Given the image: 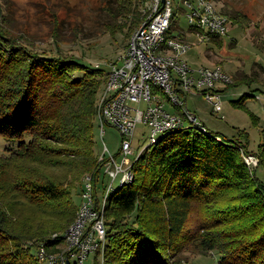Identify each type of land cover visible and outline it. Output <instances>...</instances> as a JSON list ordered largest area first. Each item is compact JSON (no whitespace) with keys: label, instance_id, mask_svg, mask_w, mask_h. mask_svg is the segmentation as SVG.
Here are the masks:
<instances>
[{"label":"trees","instance_id":"1","mask_svg":"<svg viewBox=\"0 0 264 264\" xmlns=\"http://www.w3.org/2000/svg\"><path fill=\"white\" fill-rule=\"evenodd\" d=\"M111 2L105 26L126 37L143 18L142 0ZM56 51L0 26V133L16 141L0 154V264H45L38 245L61 240L51 234L73 220L83 175L98 171L95 101L105 70ZM252 78L233 76L225 87ZM249 94L230 102L244 106ZM246 145L190 123L147 144L131 180L107 196L103 264H181L186 246L215 250L220 264H264V141ZM247 152L258 156L254 170Z\"/></svg>","mask_w":264,"mask_h":264},{"label":"built area","instance_id":"2","mask_svg":"<svg viewBox=\"0 0 264 264\" xmlns=\"http://www.w3.org/2000/svg\"><path fill=\"white\" fill-rule=\"evenodd\" d=\"M181 2L188 8L187 21L200 40L222 36L228 31L230 17L211 0ZM140 8L143 18L130 34L123 52L115 61L106 63L105 85L99 89L95 101V121L100 131L104 124H109L120 135L117 153L121 160L117 161L103 142L97 155L98 171L82 177L73 220L60 236L51 234V239L61 240L50 248L42 243L36 249L38 259L45 264H66L67 261L68 264H84L91 251L95 252L94 262L97 264L99 259L98 263L102 264L107 230L104 207L108 194L132 178L133 160L128 154L133 153L131 138L136 122L143 120L149 127L148 144L163 133L189 123L207 131L195 112L185 106V95L198 91L212 111L219 112L222 101L217 84H228L232 80L220 64L191 67L181 58L190 46L184 34L165 37L172 15L170 0H142ZM96 66L100 65L96 63ZM142 99L146 100V105L140 108ZM163 99L172 106H179L180 111L167 110ZM133 102H137L136 105L133 106ZM243 160L250 165L255 164L257 158L249 154ZM104 175L109 177L108 181L102 180ZM115 180L117 185H114ZM213 264L220 262L215 260Z\"/></svg>","mask_w":264,"mask_h":264},{"label":"rangeland","instance_id":"3","mask_svg":"<svg viewBox=\"0 0 264 264\" xmlns=\"http://www.w3.org/2000/svg\"><path fill=\"white\" fill-rule=\"evenodd\" d=\"M211 1L230 17L226 34L213 36L219 42L211 38L200 40L195 35L187 21L188 8L181 0H170L173 14L165 37L184 34L190 46L181 58L191 67L220 64L231 79L241 75L253 77L249 85L240 83L225 87L227 84H217L221 89L219 94L222 101L219 112H213L211 105L198 91L186 93L185 106L195 112L207 129L247 142L246 146L254 150L264 141V0ZM111 3V0H0V26L10 30L15 38L25 40L39 50L55 54L56 48H59L66 55L72 54L92 66L97 63L106 70V63L117 59L132 33L126 37L121 32L114 35L109 33L105 25L110 21V16L105 5ZM104 85L103 80L100 89ZM243 92H250L242 103L244 106H234L230 100ZM163 100L167 110L177 112L169 101ZM145 105L146 100L142 99L140 108ZM148 131L149 127L143 120L136 122L131 138L133 153L128 154L130 160L148 144ZM119 136L117 130L109 124H104L102 131L97 124L94 125V150L99 152L104 142L117 161H120L121 155L117 153ZM15 147L16 141H7L0 133V154L6 148ZM249 154L257 158L255 164L246 163L254 170L258 156L252 152L244 156ZM102 180L108 181L109 177L104 175ZM114 185H117V180ZM73 197L77 202L78 195L74 194ZM94 255L95 252L91 251L84 264H96ZM179 255L183 258L181 264H213L218 260L215 250L208 253L192 252L189 246L183 248Z\"/></svg>","mask_w":264,"mask_h":264},{"label":"crops","instance_id":"4","mask_svg":"<svg viewBox=\"0 0 264 264\" xmlns=\"http://www.w3.org/2000/svg\"><path fill=\"white\" fill-rule=\"evenodd\" d=\"M212 65H213V64H212ZM221 107H222V105H221ZM196 116H197V115H196ZM197 118H198V117H197ZM201 121H202V120H201ZM201 121H200V122H201ZM201 124H204L203 121L201 122Z\"/></svg>","mask_w":264,"mask_h":264},{"label":"water","instance_id":"5","mask_svg":"<svg viewBox=\"0 0 264 264\" xmlns=\"http://www.w3.org/2000/svg\"><path fill=\"white\" fill-rule=\"evenodd\" d=\"M163 1V0H162ZM66 264H68V261L66 262Z\"/></svg>","mask_w":264,"mask_h":264}]
</instances>
